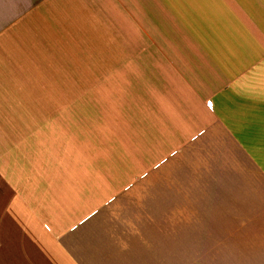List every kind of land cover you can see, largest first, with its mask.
Wrapping results in <instances>:
<instances>
[{"label":"crops","instance_id":"obj_1","mask_svg":"<svg viewBox=\"0 0 264 264\" xmlns=\"http://www.w3.org/2000/svg\"><path fill=\"white\" fill-rule=\"evenodd\" d=\"M38 37L68 52L56 73L73 77L57 85L94 92V155L113 134L123 140L112 169L124 171L126 201L140 190L143 222L189 241L174 250L197 249L199 235L236 251V264H264V0H0V122L12 124L0 139H12L16 172L23 142L35 154ZM106 212L22 233L42 236L26 244L44 259L112 264L91 255L111 250L106 228L91 225Z\"/></svg>","mask_w":264,"mask_h":264},{"label":"rangeland","instance_id":"obj_2","mask_svg":"<svg viewBox=\"0 0 264 264\" xmlns=\"http://www.w3.org/2000/svg\"><path fill=\"white\" fill-rule=\"evenodd\" d=\"M36 53V73L31 82V87H36L32 96L37 99L35 154L25 149L22 139L20 169L13 171L9 169L13 158L9 153L14 152L12 139H0L1 264H50L53 260L64 258L66 262L53 264H75L67 251H60L55 258V252H47V258L53 259H44L43 251H30L26 243L39 242L43 238L40 235H23L22 231L24 228L34 230L35 227H44L49 232L48 226H70L73 230L86 220L71 216L90 210L107 211L104 217L91 225L106 228L108 235L100 243H107L111 248L92 251L94 258L112 264H217L221 261L236 264L237 252L220 249L219 241H215L218 244L214 248L216 245L205 236L196 235L191 245L197 249L174 250L172 248L177 246L176 243L182 246L188 245L189 241L179 235L169 236L164 241L166 236L160 238L154 227L143 222L140 190L136 191L137 198L134 197L133 202L126 201L122 186L124 171L112 169V163L118 165L121 161L119 151L123 149V140L113 134L112 142L106 146L102 143L94 155V92L76 88L64 90L56 84L69 82L73 77L68 76V81L64 80L65 76L56 73L61 70L62 64L66 65L62 54L68 55V52H63L59 41L43 42L38 37ZM48 82H53L52 87L46 84ZM110 93L97 92V97L103 100ZM121 93L112 92L113 97ZM20 97H24V92H20ZM96 118L100 120V117ZM11 126V123L0 122V131L8 132ZM23 127L25 125L21 128L27 137V128ZM98 131L100 133L99 127ZM31 143L33 145V140ZM30 162L36 165L35 172L30 171ZM60 164L68 165L69 169L60 171ZM115 196L118 198L111 202ZM33 212L41 218H34ZM60 214L68 218H60ZM197 221L203 225L202 219ZM49 241L47 239L46 243ZM209 245L213 248L206 249Z\"/></svg>","mask_w":264,"mask_h":264},{"label":"built area","instance_id":"obj_3","mask_svg":"<svg viewBox=\"0 0 264 264\" xmlns=\"http://www.w3.org/2000/svg\"><path fill=\"white\" fill-rule=\"evenodd\" d=\"M209 104V103H208Z\"/></svg>","mask_w":264,"mask_h":264}]
</instances>
